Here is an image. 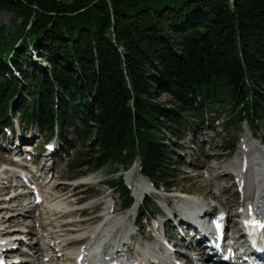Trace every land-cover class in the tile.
I'll return each mask as SVG.
<instances>
[{
    "label": "trees",
    "instance_id": "obj_1",
    "mask_svg": "<svg viewBox=\"0 0 264 264\" xmlns=\"http://www.w3.org/2000/svg\"><path fill=\"white\" fill-rule=\"evenodd\" d=\"M3 11L21 22L0 28V74L23 83L0 76L2 130L17 116L48 141L87 144L94 171L138 161L164 193L176 176L163 130L185 137L195 120L264 130V0H0ZM154 207L145 199L138 224Z\"/></svg>",
    "mask_w": 264,
    "mask_h": 264
},
{
    "label": "bare ground",
    "instance_id": "obj_2",
    "mask_svg": "<svg viewBox=\"0 0 264 264\" xmlns=\"http://www.w3.org/2000/svg\"><path fill=\"white\" fill-rule=\"evenodd\" d=\"M21 140L23 139H19L11 144L9 150L13 152L21 151ZM251 140L252 136L248 137L245 135L243 137L239 150L232 161V168L236 167V164H239L237 172L234 171L236 173L235 176L241 175V178H243L244 182L247 184L245 189L246 193H243L239 202L235 201L234 203L236 212L233 214L227 210L231 203L228 204L221 199L225 195L217 190L214 181L216 178H219V176H216L213 172L209 177L205 178V184L210 188L211 193L209 194L213 197L212 199L216 200V205L207 204L203 198H196L199 200L189 199L186 193H184V195L181 193H173L172 198L173 201H175V205L166 208V220L162 223L161 227L165 228L167 223L172 222L175 230L179 231L181 238L170 237V246L167 247V250L162 249L159 257L156 256V254H158L156 252V247L153 248L151 245L141 244L142 251L137 252L134 248H131L130 238L126 240L120 239L121 237L118 235H121L120 230L122 227H125V225L123 221L116 218L117 216L112 217L113 221L115 220L114 222L112 219H109L108 214H110L109 210L111 206L105 208L103 211V214L106 213V218L99 221L101 224L99 228L89 232L92 240L81 248L69 250L72 245L82 243L84 238L82 237L75 241H68L66 239L67 236L78 234L75 227H77L76 224L80 221L76 218L73 220L72 217L74 214L81 212V209L76 208L79 201L75 206V204H73L74 201L71 200L73 196H71L70 193L66 195L65 193L67 192H64V195H62L61 191L63 188L58 184H51V179H48L46 175L53 170L54 165L52 160L58 156V146H52V151L43 156L42 165L38 171L34 173L36 183H33V187L27 188V177H23L20 174H16V171H12L14 173L12 176L16 175V184L14 187H18V190L13 194L7 192L6 196L1 200V202L4 203L0 205V210L10 209L13 213H8L4 217L9 218L5 219L3 217L5 211L0 212V214L2 213V215H0V264H114L124 260L126 254L132 256L136 255L134 260L136 261V258L140 260L134 264H156L155 262L157 260L162 264V262L166 263L164 259L170 257L171 253L169 250L172 249L179 251L180 254H174L173 258H175V260L172 258L171 263L169 262L168 264H199V262H196L197 259L193 258V256L198 255L196 257L201 259L202 252H204V250L200 248L201 244L206 245L210 249V253L214 255L215 259H218L219 256H230L227 250V246L232 242L231 240V242L229 241L230 235L236 230L235 227L240 225V220L250 218L256 219L260 221L261 224H264V154L258 151ZM252 154H255V156H252ZM206 159H208V157H206ZM243 163L247 165L244 171ZM251 166H256V169L252 171ZM216 167L218 172L221 168L218 167V165H216ZM206 169V173H211V171L214 170L211 167H206ZM17 172H22L24 174L23 169ZM137 174L138 166L134 164L126 171L125 175L127 183L132 184L133 196L136 199L153 191V187L145 178L139 174L138 178H136ZM12 176H10V178H13ZM224 176L228 178L231 175L228 172V174L226 173ZM17 178L20 181H18ZM233 179H235L234 176ZM2 180H7V178H2ZM86 180L87 179H81L83 182ZM233 184L234 187H236L235 181ZM6 186L12 187L9 184H6L4 187ZM64 186L67 187L65 184ZM21 187L24 188L20 190L19 188ZM6 188H0V195ZM249 191L252 192L251 195ZM212 192H214L213 195ZM24 201L25 203H23ZM209 201L210 200H208V203ZM164 202L168 203V200H164ZM210 202L215 203L214 201ZM6 204L13 205L10 207ZM249 205L252 206L251 214L248 211ZM241 209H243V211H241ZM229 212L233 214L232 219L228 217L231 215ZM28 220H32L31 225L30 222L26 224ZM231 222L238 223L236 226H233ZM12 224L14 226H11ZM215 224L224 226L225 231L220 239L216 238L212 232ZM23 225H26L24 227L27 233L26 236L15 234L14 232L20 231ZM248 228L264 238V228L254 229L251 225H248ZM36 229L39 231L35 232ZM114 229H117L114 238H109ZM124 232L126 233L127 230ZM32 233H35L37 237L36 243H33L34 238L30 237L33 235ZM184 234H189L191 239L189 241L184 239ZM96 238H98L100 242L113 241V244L108 247L109 250L111 249L110 253H114L110 261L104 260L107 258H104L98 247L92 248L93 244H91V242ZM12 239H15L14 241L20 240L22 243H26L29 249L20 248V254L17 255L13 248L16 242L13 241L11 245L7 243V240ZM157 240L156 243H163L160 239ZM175 240L179 243L174 244L176 243ZM180 246L190 248V250L188 252L180 250L178 248ZM5 248L6 250L3 251ZM73 252H77V254L73 255ZM13 254H16V256L9 258ZM235 255L237 257H232L233 261L230 264H264V260L255 258L246 245H240L235 249ZM78 258L81 259V261L78 262ZM205 264L210 263L207 262Z\"/></svg>",
    "mask_w": 264,
    "mask_h": 264
},
{
    "label": "rangeland",
    "instance_id": "obj_3",
    "mask_svg": "<svg viewBox=\"0 0 264 264\" xmlns=\"http://www.w3.org/2000/svg\"><path fill=\"white\" fill-rule=\"evenodd\" d=\"M13 22L15 24H18L21 22V20H15L14 15L7 11H3L0 13V28L4 26L5 28L12 29ZM32 59L35 64L33 65L29 62L28 65L30 67L39 69L41 65V63L39 64V59H37L36 57H32ZM22 64L23 63L21 62V65H19V70L21 69L22 71H26V67L24 66V64ZM0 76H3L7 79L15 77L17 81L23 83V75L19 71H15L14 69L3 70ZM157 96L158 102H162L167 99V97L164 95ZM12 122L13 130L12 128L11 130L9 129L5 131L0 129V188L10 187H4L6 184L14 187V185L16 184V175L12 176V174H14L12 171H16V174L27 177V188L33 187V180L35 179L34 173H36L42 165V159L46 154L47 148H49L50 146L54 147L56 145L58 146V156H56L52 160V163L54 165L53 170H51V172L47 173L46 175L48 176V179H51V184H58L63 188V190L61 191L62 195H64V192H67L65 193L66 195L70 193V195L73 196L71 200L74 201L73 204H75V206L79 201L76 208L81 209V212L74 214L72 217L73 220H75L76 218L78 219V221H80L78 222V224H76L77 227H75V230L78 231V234L67 236L66 239L68 241H75L82 237H88V235H90L89 232L95 228L93 226L99 221V218L102 217L105 208L112 205L115 206V209L117 211L116 218L121 219L125 227L128 226L129 223H132V218H127L128 214L127 212H124L122 208V199L119 192V182L123 181L125 187L127 188V181L125 176L126 171H128V169H130V167L134 164L138 166L137 162L133 163L127 168H122L120 164L113 163L100 171H94L92 170V168L84 167L83 164V162L85 160H88L90 157L89 149L85 147L87 146V144L83 145V143L81 142L78 144H69L70 142L67 141L71 139V135L68 129L64 131L65 139H67V141H65L67 143H62L56 137V135H54L49 141L46 140L47 133H39L37 129L28 127L26 124H21L17 116L12 119ZM194 122L195 125L191 130L192 132L185 137H183L182 134H180L178 137L167 133L166 129L162 131L161 137L163 139V142L169 148L170 153L174 159L173 171L171 174L176 176V179L174 188L169 193L158 192L157 194L149 195L152 202L156 204V207L154 208H156L155 210L159 214H161L162 211L159 209V207L165 210L164 200H168L169 206H174L175 201H173L172 198L173 193H181L182 195L186 193L188 194L187 197L189 199L199 200L203 198L207 202V204L216 205V200L212 199L213 197L209 194L211 193L210 188H208L205 184V178L209 177L213 172L216 176H219V178H216V180L214 181L217 190L225 195L221 199H223V201H226L228 204L231 203L227 210L234 214L236 212L234 203L235 201L239 202L240 198L239 195L236 194V187H234L233 184L235 180L233 179L234 171H232V161L235 158L237 154L236 151L239 150L238 146L242 142V139L245 135L248 137H251L253 135L251 142L257 147L258 151L264 154V145L261 143V138H263L264 140V130L260 131L257 134L256 132H251L246 125H241L240 127H233L230 131H228L224 126H222L221 122L219 125L214 123L213 127L210 126L209 122H205L203 124H201L200 121L196 120ZM236 131L237 141L235 143L234 149L232 150V153H229L226 151V148L228 146H231L232 141L236 138ZM19 139L24 140H21V151L13 152L9 150V146ZM71 140L73 141V139ZM252 156H255V154H252ZM206 157H208V159H206ZM14 159H18L19 161L15 162ZM216 165L221 168L218 172ZM238 166L239 164H236V167L234 168L237 169ZM206 167H211L214 170H212L211 173H206ZM22 169L25 171L24 174L22 172H17L18 170ZM71 169H75V173L71 171ZM4 170H6L5 175ZM228 172L231 176L226 178L224 174H228ZM81 173H84L86 175L82 177L75 176L76 174ZM10 176H12L13 178H10ZM2 178H7V180H2ZM18 178L17 180L20 181ZM136 178H138V174L136 175ZM81 179L87 180L83 182L81 181ZM112 182H114V185H117V187L113 189L110 188ZM64 184L67 187H65ZM12 187L6 188V190H4V192L0 195V205L4 203L1 202V200L4 198V196H6L7 192H9V194H13L18 190V187ZM23 188L24 187H21L19 189L22 190ZM213 193L214 192H212V195ZM208 200L214 201L215 203L210 201L208 203ZM23 203H25V201ZM12 205L13 204H9L8 206L11 207ZM4 211L5 213L3 217L8 213H13L10 211V209L0 210V212ZM130 212L131 211H129V213ZM233 214L228 216L229 219H232ZM0 215H2V213ZM157 216L158 215H154L157 223H159L160 220H162L161 217H159L161 215H159L158 217ZM4 218L7 219L9 217ZM29 222L31 225L32 220H28L26 224H29ZM172 225V222L167 223V234L171 235L173 238H181L179 231L175 230ZM11 226L14 225L12 224ZM25 226L26 225H23L20 231H15L14 233L26 236L27 233L24 229ZM78 228L81 230H79ZM139 229L142 239L149 240V245H152L154 243V240L151 238V234H160L162 232L161 230L154 231L153 224L147 223L146 221L142 222ZM36 231L39 230L36 229L35 232ZM32 234L33 235H31L30 237H33V243H36L37 237L35 236V233ZM141 237L137 236L135 238V242L137 244L142 242ZM183 238L188 241L191 239L189 234H184ZM163 239V241L166 243L164 246V249L166 250L167 247H169V243L167 242L165 237ZM14 240H12L11 243H13ZM14 242H16L14 245V249L17 255L20 254V248H25L27 250L29 249L28 245L26 243H22L20 240H16ZM85 242L86 243L84 245L88 244L89 241ZM175 242L176 243L174 244L179 243L177 242V240H175ZM79 246V243H76L72 245L69 250L78 249L80 248ZM136 248L137 247H134L135 251L137 250ZM178 248L186 252H188V249H190L181 246ZM169 252L173 255L178 253L180 254V252L176 251L175 249L169 250ZM16 254L11 255L9 258L16 256Z\"/></svg>",
    "mask_w": 264,
    "mask_h": 264
},
{
    "label": "snow or ice",
    "instance_id": "obj_4",
    "mask_svg": "<svg viewBox=\"0 0 264 264\" xmlns=\"http://www.w3.org/2000/svg\"><path fill=\"white\" fill-rule=\"evenodd\" d=\"M241 211H243V209H241ZM248 211L251 214V212H252V206L251 205L248 206ZM245 224L253 226L254 229H256V228H264V224H261L260 221H258L256 219L246 220ZM217 226L219 227V225H217Z\"/></svg>",
    "mask_w": 264,
    "mask_h": 264
}]
</instances>
